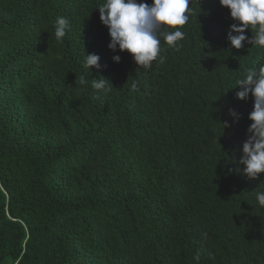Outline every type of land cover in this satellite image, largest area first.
Wrapping results in <instances>:
<instances>
[{"label":"trees","instance_id":"16d2710c","mask_svg":"<svg viewBox=\"0 0 264 264\" xmlns=\"http://www.w3.org/2000/svg\"><path fill=\"white\" fill-rule=\"evenodd\" d=\"M103 2L0 0V264H264V174L239 163L253 99L234 88L264 50L231 49L229 10L194 0L178 49L139 69L109 50Z\"/></svg>","mask_w":264,"mask_h":264},{"label":"clouds","instance_id":"9594fccd","mask_svg":"<svg viewBox=\"0 0 264 264\" xmlns=\"http://www.w3.org/2000/svg\"><path fill=\"white\" fill-rule=\"evenodd\" d=\"M193 2L152 0L149 5L138 0H104L97 10L101 23L108 29L109 50L127 52L139 69H150L154 61L163 62L160 55L162 44L178 49V41L185 39L182 29L194 12L193 7H189ZM195 3L198 5V0ZM219 3L229 10L234 21L227 33L231 49L240 50L248 43L264 50V0H219ZM70 27L68 18L56 17L54 35L57 43H63ZM249 30L251 37L246 35ZM120 59L119 55L113 56L115 63ZM99 60L98 55L87 54L84 67L91 73V69L100 68ZM87 83L88 80L81 76L79 84ZM109 84L103 77L91 79V87L98 91H108ZM235 85L234 88L240 89L236 92L238 100L244 101L249 96L253 99V110L248 115L251 121L248 137L242 145L239 163L243 166L244 175L256 180L264 174V61L257 60L256 67L249 68L243 78L235 81ZM229 114L237 117L232 109H229ZM221 125L223 131L228 126L227 122ZM255 200L260 208H264V191L256 190Z\"/></svg>","mask_w":264,"mask_h":264}]
</instances>
